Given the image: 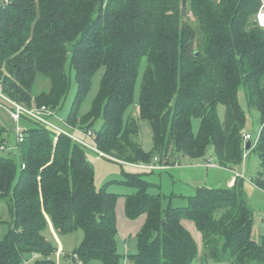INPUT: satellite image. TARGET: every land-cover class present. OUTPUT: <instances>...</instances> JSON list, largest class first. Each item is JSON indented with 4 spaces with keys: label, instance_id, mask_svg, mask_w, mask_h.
<instances>
[{
    "label": "trees",
    "instance_id": "1",
    "mask_svg": "<svg viewBox=\"0 0 264 264\" xmlns=\"http://www.w3.org/2000/svg\"><path fill=\"white\" fill-rule=\"evenodd\" d=\"M259 8V0H2L0 86L14 101L58 112L70 90V65L77 92L67 123L92 129L107 156L127 164L157 157L160 164L171 165L178 154L208 158L212 148L218 164L232 169L243 162L245 151L243 87L248 106L260 113L259 137L248 151L260 158L252 181L264 190ZM144 57L147 68L136 104L140 118L151 125L152 152L138 139V121L125 118L135 103ZM102 68L98 93L81 115L93 77ZM0 103L9 115L12 104L2 97ZM219 105L225 106L224 121ZM99 119L101 126L94 128ZM194 119L200 120L198 132ZM22 122L27 127L19 142V173L16 160L2 153L1 147H8L7 127L0 118V199L8 201L14 218L0 239V264H56L52 255L57 248L44 235L47 216L60 234L84 231L81 244L64 254L72 264H79L77 258L119 264L117 196L96 188L87 149L26 115ZM124 182L136 189L126 196L128 216H146L138 252L129 255L133 264H194L198 247L182 223L185 218L194 220L203 235L201 264H264V243L253 237L255 212L239 177L231 187H201L188 196L186 206L169 202L167 208L166 195L149 193L151 182L141 174L128 173ZM33 253L40 256L33 259Z\"/></svg>",
    "mask_w": 264,
    "mask_h": 264
},
{
    "label": "rangeland",
    "instance_id": "2",
    "mask_svg": "<svg viewBox=\"0 0 264 264\" xmlns=\"http://www.w3.org/2000/svg\"><path fill=\"white\" fill-rule=\"evenodd\" d=\"M1 4L2 0H0V6ZM146 68L147 59L144 57L141 61L140 73L136 84L135 103L128 108L125 118L126 120L129 118H135L138 121V139L146 151L152 152L154 151L152 128L149 121L140 118V110L136 104L140 99L142 80ZM103 72L104 69L102 68L93 77L91 90L84 99L80 109L81 115H84L90 110L92 102L98 93ZM67 73L70 78V90L57 112L59 118L65 121H67L68 115L73 107L77 92L76 73L75 70L70 67V65H67ZM239 101L245 110L247 117L244 132L251 134L252 138L250 141L253 144H256L262 126L260 113L256 108L248 106L245 96V89L243 87H241L239 91ZM218 113L221 121H224V105H219ZM0 118L2 123L7 127L4 137L8 147L3 149L2 153L4 155L11 156L16 160L18 172L20 173L21 159L19 154V142L17 140L16 132L13 130L14 123L12 120H10V116L7 115L3 109H0ZM26 124L31 125L33 123L31 121L26 122ZM26 124H24L25 127H27ZM101 124L102 121L99 119L96 121L94 128H99ZM199 125L200 120L194 119L193 126L195 132H198ZM77 134L84 138L82 133ZM87 140L90 145L95 146L94 137L88 138ZM245 143L244 153H246V156L243 157V162L233 169L221 166L219 164L216 167L206 168L203 165L206 160L205 157L191 158L178 153H176V155H178L175 160L179 161L175 168L172 167L171 169L166 170L143 169L135 167L134 165L122 163L107 155H99L97 152L87 149V156L92 162L95 170L96 188L100 190L104 187L107 192L115 193L117 196V242L118 250L122 254V259L119 264H133V262H131L129 259V255H133L138 252V235L142 231L146 222L145 214L139 215L135 218H131L127 214L126 196L136 192L134 187H131L129 184L124 182L128 173L141 174V177L150 181L151 186L149 188V193L165 194L166 197L163 200L164 208H167L169 202H171L174 207L186 206L188 196L195 194L199 188H228L229 180L239 177V179L243 181L245 194L247 195V198L253 206L255 212L253 237L259 243H264V190L258 188L252 181L260 170V158L253 150L248 151L245 147ZM208 155L210 160L218 163L215 159L212 148L209 150ZM152 162H155V160ZM180 195H183V197ZM13 220L14 218L10 211L8 201L6 199H0V239L4 237L9 228L12 226ZM47 221L48 223L44 230V235L57 248V251L52 255L53 260L56 262V264H72L73 260H70L69 257H65L64 254L67 252L72 254V252H74V250L81 244L82 240L84 239V231L82 229H77L67 234H60L49 216H47ZM182 223L197 242L198 258L194 264H201L202 258L206 253L203 235L198 229L194 220L185 218L183 219ZM76 262L79 264H104L99 259H91L87 263H83L77 258ZM209 264L229 263H216L210 261Z\"/></svg>",
    "mask_w": 264,
    "mask_h": 264
},
{
    "label": "built area",
    "instance_id": "3",
    "mask_svg": "<svg viewBox=\"0 0 264 264\" xmlns=\"http://www.w3.org/2000/svg\"><path fill=\"white\" fill-rule=\"evenodd\" d=\"M7 1V0H5ZM260 1V8L256 14V22L264 28V0H259ZM0 97L3 99L9 101L13 108L8 109V113L11 117V119L14 121V131L16 132L17 135V140L18 142H21L24 140L25 136V130L26 127L24 126V123L22 122L23 115H26L40 123H42L44 126L52 130L55 134L59 135H64L72 139L74 142L79 143L86 149H90L92 151L97 152L99 155H106L103 151H101L97 143L95 141V146L90 145L88 143V138L94 137V133L92 129L84 130L80 129L78 127H74L67 123V121L62 120L59 118L58 113L56 110L51 109L47 107L46 105L38 106V105H32L31 107H28L22 103H19L17 101H14L7 97L5 94L2 92V88L0 86ZM1 107V103H0ZM77 133H82L84 135V138L79 136ZM252 138L251 134L245 133L244 134V143L249 141ZM246 147V143H245ZM2 149H6V146L3 145L1 147ZM247 149V148H246ZM248 150V149H247ZM244 156H246V153H244ZM155 162H150V163H130L131 165H134L135 167L138 168H143V169H152V170H161V169H166L168 168V165L165 164H160L158 161L159 159L155 157ZM204 165L206 167H216L218 166V163L213 162L209 158H206ZM239 175V174H237ZM39 253H33L32 258L35 259L39 257ZM29 260H25L24 264H28Z\"/></svg>",
    "mask_w": 264,
    "mask_h": 264
},
{
    "label": "crops",
    "instance_id": "4",
    "mask_svg": "<svg viewBox=\"0 0 264 264\" xmlns=\"http://www.w3.org/2000/svg\"><path fill=\"white\" fill-rule=\"evenodd\" d=\"M179 161V160H178ZM178 161L177 160H175L174 162H173V164H169L168 165V168H166V169H171L172 167H176L177 166V163H178ZM203 165H204V163H203ZM205 166V165H204ZM206 167V166H205ZM206 168H210V167H206ZM166 169H164V170H166ZM236 179V178H235ZM235 179L233 178V179H231V180H229V182H228V187H231L233 184H234V182H235ZM180 196H182L183 197V195H180Z\"/></svg>",
    "mask_w": 264,
    "mask_h": 264
},
{
    "label": "water",
    "instance_id": "5",
    "mask_svg": "<svg viewBox=\"0 0 264 264\" xmlns=\"http://www.w3.org/2000/svg\"><path fill=\"white\" fill-rule=\"evenodd\" d=\"M186 0H184V3H185ZM251 147V141L249 140L247 143H246V148L249 149ZM162 223H164V220H162Z\"/></svg>",
    "mask_w": 264,
    "mask_h": 264
}]
</instances>
